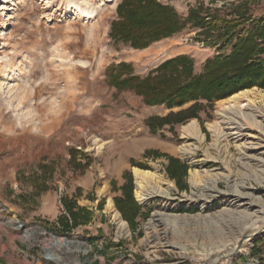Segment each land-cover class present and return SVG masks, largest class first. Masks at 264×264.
Segmentation results:
<instances>
[{
	"label": "rangeland",
	"instance_id": "1",
	"mask_svg": "<svg viewBox=\"0 0 264 264\" xmlns=\"http://www.w3.org/2000/svg\"><path fill=\"white\" fill-rule=\"evenodd\" d=\"M123 1L126 8L118 7ZM128 1L0 0V264H58L45 250L53 238L73 241L74 247L58 248L62 264H201L203 251L237 237L264 211V148L247 150L246 158L240 147L246 137L217 143L208 128L219 102L229 96L200 100L198 117L153 133L146 118L193 101L171 108L146 105L132 91H116L105 78L111 63H130L133 74L144 77L179 54L192 57L193 72L199 73L207 58L229 53L233 44L210 45L211 39L197 34L202 28L186 23L146 47H134L111 33L120 8L138 20ZM155 1L182 18L197 7L236 17L233 9L246 3L248 11L238 19L243 35L250 28L247 16L264 18V0ZM251 88L264 90L254 85L241 91ZM243 110L264 128V101ZM191 120L198 123L203 141L182 133ZM81 152L91 162L83 171L74 167ZM133 167L155 172L168 190L137 200L132 174L133 197L141 208L131 224L116 209L113 196L122 172L132 173ZM195 169L206 170L211 180L192 185L188 176ZM170 173L181 176L180 185ZM36 180L42 190L34 186ZM232 189L262 203L239 199L230 194ZM64 197L88 209V220L77 225L58 221ZM155 211L180 222L163 235L161 226L148 228ZM239 212L247 217L236 219ZM152 233L155 239L146 242ZM223 264H264V231Z\"/></svg>",
	"mask_w": 264,
	"mask_h": 264
},
{
	"label": "trees",
	"instance_id": "2",
	"mask_svg": "<svg viewBox=\"0 0 264 264\" xmlns=\"http://www.w3.org/2000/svg\"><path fill=\"white\" fill-rule=\"evenodd\" d=\"M124 5L125 1L118 7L126 8ZM127 7L131 8L129 9L131 13L140 15L138 20L128 14V8L125 11H121L120 8L121 17L112 23L111 33L134 47H146L154 40L178 32L186 23L202 28L197 34L211 39L210 45L233 44L229 53L207 58L203 70L199 73L193 72V60L187 54L165 59L144 77L133 74V68L127 62L111 63L106 67L105 78L109 86L114 87L116 91H132L139 95L146 105L164 104L167 108H171L173 105L180 106L193 101L181 110L146 118L145 123L151 132H156L164 125L182 123L191 117H198L200 100L210 102L226 96L230 97L246 87L254 85L264 87V58L259 56L264 53V18L252 20L247 16L250 19V28L247 34L243 35L244 29L238 26L240 23L238 19L247 13L246 3L233 9L231 14H237L236 17L230 18L220 15L218 8L204 9V7L199 10L198 7L191 8L187 17L182 18L173 8L155 0H129ZM259 42L263 43L262 46ZM72 150L80 153L76 148ZM81 155L83 158H80L79 163L74 167L83 171L91 162L84 152H81ZM169 159L177 162L174 157ZM168 166L170 168V163ZM170 174L177 185H180L181 176ZM121 179L122 183L116 186L113 201L122 217L132 224L141 207L133 197V179L130 170L125 169ZM34 186L42 190L40 180H36ZM62 205L64 213L57 217L58 221L71 220L77 225L80 219L82 222L88 220L90 214L88 209L77 205L73 197H64Z\"/></svg>",
	"mask_w": 264,
	"mask_h": 264
},
{
	"label": "bare ground",
	"instance_id": "3",
	"mask_svg": "<svg viewBox=\"0 0 264 264\" xmlns=\"http://www.w3.org/2000/svg\"><path fill=\"white\" fill-rule=\"evenodd\" d=\"M107 1L111 2L113 0ZM76 9H78V7H76ZM82 13L84 15L91 14L90 11H83ZM258 101H264V90H258L256 88L242 90L226 99L221 100L215 110L216 120L208 124V128L212 130L214 132V135L216 136V142L218 143L229 137L236 140H239L240 137H246L247 142H243L240 144V147L243 149V155H245L246 158L250 157L249 154L247 155V150L264 148V128L255 119L254 114L246 113L243 110V108L245 107L251 108L252 106L255 108L256 102ZM181 128L184 135H194L198 137L199 141L204 140L203 134L201 133L198 123L195 120L189 121ZM248 138H257L261 141L257 144H254L253 142H251V140L248 141ZM181 150L183 152H187V149L185 148H181ZM132 174L135 184V196L137 200H144L147 195L154 193H159L162 195L167 194L168 189L163 187L164 182L155 172L150 170H143L138 167H133ZM207 176L208 175L206 173V170H190L188 180L192 185H199L200 183L211 180L210 178H207ZM230 194L234 196L236 195L239 199L247 198L250 203H262L261 200H254V198L249 194H238L235 189L230 190ZM109 204L114 210L115 215L119 217V213L116 209H114L113 202L110 201ZM246 217L247 214H245L244 212H239L236 216V219H242ZM179 222V217L155 211L153 217L150 219L148 228L151 229L156 226H161L159 229L162 230L161 232L163 233V235H166V233L169 232V230H172L176 225H178ZM263 229L264 211H262L255 220H252L248 224L244 225L243 228L239 231L237 237L223 243L219 247L203 251L201 255L203 256V259L209 260L211 257H213L214 260L217 256L219 257L225 255L226 252L234 250L237 247V243H242L241 246H243V248L241 250L244 251V246H246L245 244L247 243V237L251 235L253 231L257 232ZM155 237L156 235L154 233L150 234L146 239V242H152ZM48 245L49 246L45 250L49 259L57 262L58 264H62V257L58 252V248L72 247L73 241L61 238H53V240L49 242ZM76 247L78 248L79 245H75V248Z\"/></svg>",
	"mask_w": 264,
	"mask_h": 264
},
{
	"label": "water",
	"instance_id": "4",
	"mask_svg": "<svg viewBox=\"0 0 264 264\" xmlns=\"http://www.w3.org/2000/svg\"><path fill=\"white\" fill-rule=\"evenodd\" d=\"M263 230L257 231V232H252L251 235H249L247 237V243L245 244L246 246L248 245V243L250 242V240L256 236L257 234H260L261 232H263ZM242 243H237V247L234 250L228 251L226 252L225 255L222 256H217L216 259L213 260V257H211L209 260L207 259H203V256L201 258V264H223L225 261H228L231 257H233L234 255H236L238 252L242 251L241 249L243 248V246H241ZM246 246H244V248H246Z\"/></svg>",
	"mask_w": 264,
	"mask_h": 264
}]
</instances>
